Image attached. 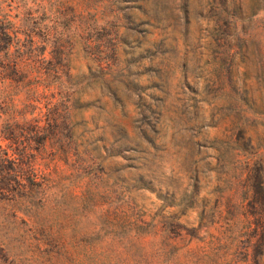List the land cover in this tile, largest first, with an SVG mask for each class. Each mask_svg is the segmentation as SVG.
<instances>
[{
    "label": "rangeland",
    "instance_id": "374dc122",
    "mask_svg": "<svg viewBox=\"0 0 264 264\" xmlns=\"http://www.w3.org/2000/svg\"><path fill=\"white\" fill-rule=\"evenodd\" d=\"M0 146L4 264H264V0H0Z\"/></svg>",
    "mask_w": 264,
    "mask_h": 264
},
{
    "label": "trees",
    "instance_id": "16d2710c",
    "mask_svg": "<svg viewBox=\"0 0 264 264\" xmlns=\"http://www.w3.org/2000/svg\"><path fill=\"white\" fill-rule=\"evenodd\" d=\"M155 1L156 0H151L152 4L155 3ZM156 11L157 10H153L152 15L156 16L158 14ZM1 34L7 39L5 41V47H7L10 43L9 41L11 39V34L9 30L4 27L1 28ZM92 39L93 41H102L103 44L105 41V38L102 39L94 37ZM91 42L92 40H89L90 45ZM156 42L157 41H154V43ZM99 67V72H103L102 74H100L102 76V83H104L109 90L115 85V83H117V80L113 77L111 73L107 74V72L103 71V64H100ZM241 126L242 125L238 124V122L234 120V122H232V127L229 129V134H226L225 140L227 142H230L232 140H241V144L246 145V139L242 133L243 129L241 128ZM247 140H250V138L247 137ZM13 153H15L16 155H12ZM25 156V148L19 149L18 151L9 152L7 148H3L0 146V191H5L2 193H6L7 191L13 190L17 187H30V184L36 180L38 176V170L35 168L31 158L24 162L23 158ZM254 164L256 165H251L250 167H248L247 174L243 178L242 186L245 188L246 193L243 196L246 202L240 204L243 209H247V206L251 205L255 210H257V206L259 204L257 198L263 199L264 203V186L262 172L260 170V165L256 162ZM190 197L191 195L187 193V190L185 188H183V190L179 191L178 204L184 203L185 200L189 199ZM258 213L260 212L258 211L257 215H259ZM179 215L180 213H178L177 211L173 212V216L175 219H178ZM6 254L7 253L5 248L0 244V264H4L6 260Z\"/></svg>",
    "mask_w": 264,
    "mask_h": 264
}]
</instances>
